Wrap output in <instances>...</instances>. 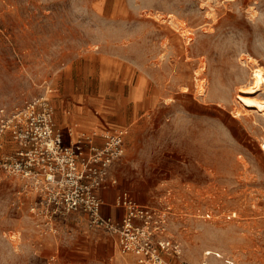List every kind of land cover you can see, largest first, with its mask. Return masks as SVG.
<instances>
[{
  "label": "rangeland",
  "instance_id": "obj_1",
  "mask_svg": "<svg viewBox=\"0 0 264 264\" xmlns=\"http://www.w3.org/2000/svg\"><path fill=\"white\" fill-rule=\"evenodd\" d=\"M256 64L264 0H0V107L45 94L64 140L78 110L125 129L108 196L126 188L167 211L156 236L180 248L167 264H264V116L236 98ZM7 133L0 163L16 148ZM33 201L0 167V264H140L87 215L50 220Z\"/></svg>",
  "mask_w": 264,
  "mask_h": 264
},
{
  "label": "built area",
  "instance_id": "obj_2",
  "mask_svg": "<svg viewBox=\"0 0 264 264\" xmlns=\"http://www.w3.org/2000/svg\"><path fill=\"white\" fill-rule=\"evenodd\" d=\"M53 113L45 94L12 108L0 107V140L9 132L16 145L0 167L33 191V209L45 205L50 220L81 212L90 225L118 236L124 256L135 257L140 264H167L164 250L180 252L179 244L156 236V231L165 229L167 211L139 202L129 189L120 187L113 205L122 214L116 217L103 212L107 202L101 192L118 185L112 168L125 153L126 131L107 135L109 139L101 146L91 138L72 142L64 140L56 128Z\"/></svg>",
  "mask_w": 264,
  "mask_h": 264
},
{
  "label": "crops",
  "instance_id": "obj_3",
  "mask_svg": "<svg viewBox=\"0 0 264 264\" xmlns=\"http://www.w3.org/2000/svg\"><path fill=\"white\" fill-rule=\"evenodd\" d=\"M145 92L147 93V91L143 90L142 86L137 84L136 87L134 88L132 99L137 102L139 100L138 98L144 95ZM98 113L99 112L97 110L95 111L88 110L86 112H80L78 110L75 113L73 112V113L64 115L65 124L66 126H69V125L71 126V128L74 130V134H76L77 139L87 136L88 138H91V141L94 144L101 146L105 143L106 140H104L103 136L98 135V133H100L103 130V128L108 129V132H109V129L113 130L114 128L111 125H109L107 121H104L107 119V116H108L107 114L105 116L103 115L100 116L98 115ZM96 128H98L100 132H98ZM95 138L96 140H94ZM70 141L74 142L77 140H70ZM85 141H89V140H85ZM11 147H13V144L11 145ZM113 168H114V165H113ZM113 168L112 170H114ZM111 190L112 188L105 189L101 192L102 196L105 197L106 202H107V204L103 206V212L117 217V215L119 216L122 214L123 210L113 205L114 200L113 199L110 200L109 198L110 196H108Z\"/></svg>",
  "mask_w": 264,
  "mask_h": 264
},
{
  "label": "bare ground",
  "instance_id": "obj_4",
  "mask_svg": "<svg viewBox=\"0 0 264 264\" xmlns=\"http://www.w3.org/2000/svg\"><path fill=\"white\" fill-rule=\"evenodd\" d=\"M212 9H213V7H212ZM157 16H159L163 19V16H161V15H157ZM168 19H169V22L171 24H173L174 26H176L180 29L182 28L183 32L186 31L187 28L185 29L184 23L182 24L180 22L181 20L179 21L176 16L171 15L168 17ZM188 38L191 39L192 37L187 36V39ZM253 63L255 64L256 61H254ZM250 79H251V81L248 80L249 83L246 86H243L240 88V91H239V93H237L236 98L246 108V111L249 109H251V110L255 109L257 112H259L261 115L264 116V98H261V97L257 98V97L252 95L254 93L259 92L260 90H263V88H264V67H263V65H257L256 64L255 66H252V74H251ZM198 91L200 93H202V92H205V89L203 88V86H201L198 88ZM96 130L100 131L98 128H96ZM120 130L125 132V129H120ZM102 133L104 135H110V133L108 131L102 132ZM68 136L70 137L69 140H76L77 139L76 134H74V132H72V134L68 135ZM261 146L264 150V140L261 142Z\"/></svg>",
  "mask_w": 264,
  "mask_h": 264
}]
</instances>
